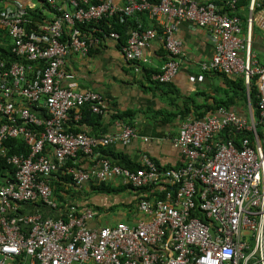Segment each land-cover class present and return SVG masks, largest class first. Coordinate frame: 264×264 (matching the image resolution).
<instances>
[{
  "label": "built area",
  "instance_id": "built-area-1",
  "mask_svg": "<svg viewBox=\"0 0 264 264\" xmlns=\"http://www.w3.org/2000/svg\"><path fill=\"white\" fill-rule=\"evenodd\" d=\"M43 1L56 14L48 23H31L18 0H1L5 6L0 9V45L14 61L0 59V157L5 155L4 141L16 136L23 137L30 153L7 158L16 172L14 182L0 187V264H12L24 255L30 264H264V64L252 52V19L242 37L239 20L213 2L124 0L120 6L117 0ZM7 2L14 7H7ZM235 2H227L229 9ZM141 12L157 22L169 56L153 80L168 83L180 67L182 43L168 21L192 22L208 31L213 44V55L203 70L241 76L249 87L257 78L259 126L248 125L234 111L219 107L202 118L181 121L180 134L174 139L184 159L178 169L160 170L145 155L136 171L105 159L98 160L95 170L71 171L78 184L93 178L120 180L134 191L162 180L177 186L174 194L155 204L136 193L138 209L148 217L134 227L123 222L91 227L94 213H78L73 207L66 217L19 213L23 204L38 201L57 208L46 181L55 169L42 155L46 146L62 163L77 153L95 158L98 146L127 143L136 137L128 126L100 140L66 131L72 110L88 105L100 113L102 98L98 93L65 88L62 69L69 55L85 58L99 42L87 40L76 22L105 21L110 27L113 18L123 24ZM32 24L36 31L27 30ZM155 32L139 26L133 30L120 49L124 59H144L143 51ZM104 37L119 39L114 31ZM41 106L46 117L38 109ZM35 126L43 131H35ZM243 133L250 137L237 143L235 136Z\"/></svg>",
  "mask_w": 264,
  "mask_h": 264
},
{
  "label": "crops",
  "instance_id": "crops-1",
  "mask_svg": "<svg viewBox=\"0 0 264 264\" xmlns=\"http://www.w3.org/2000/svg\"><path fill=\"white\" fill-rule=\"evenodd\" d=\"M199 1L205 3L213 2L222 6L224 1L230 0ZM123 2L124 0H117V4L120 6ZM18 3L27 11H39L43 17L50 18V14L43 8L40 0H18ZM250 6H253L252 10ZM225 9L227 10H223V12L228 16L236 17L239 20L242 37L246 34L248 19H252V52L254 59L263 65L264 0H236L234 8L229 9L227 7ZM127 20L136 22L133 30L139 26L141 30L155 29L158 31L149 40L148 46L143 51L144 59L141 61L127 62L120 52L122 46H118V41L115 42L111 39L99 41L95 45L97 49L92 52L90 51L85 58L76 55H69L66 58L62 69L64 72L63 86L75 92L98 93L102 98L101 105L99 106L100 113H94L88 105L72 110L68 123L65 125L66 131L75 133L69 130L68 126L71 123H78L85 109L87 111L90 110L92 115L91 118H88V121L81 123L79 127L80 133L98 140L116 136L125 126L130 127L127 124L130 122L131 128L137 134L136 137L131 138L127 143L114 141L110 145L100 146L108 154V159L105 160L112 164V162L117 161V159L113 158L115 155L125 156L136 165V169L133 170L136 171L141 168L142 158L146 155L160 170L178 169L184 163L181 150L174 142V139L181 131L180 117H175L170 123H166L163 122L162 117L158 113L169 112L170 114H178L183 110L184 104H187L189 101L191 102L189 104L191 108H193L192 104L198 107H202L205 104L214 107L215 103L226 101L229 97L233 96V90L230 88L229 83L230 81H234L235 77L233 78L215 71L203 70V64H207L213 55V44L205 28L198 27L188 21L171 20L168 22L174 25V36L182 43V54L179 57L180 67L170 82L158 84L157 81L153 80V76L160 74L163 66L169 61L159 26L146 12L135 13L127 18ZM111 21L112 24H120L114 18ZM93 24L95 23H88V25ZM241 56L243 57V54ZM144 71L149 73L147 77H145ZM243 84L246 100H243V106H236L234 112L239 117L245 119L248 125L255 124L259 126V114H255V111L251 108L249 99V93L253 87L256 88L258 93L257 78L252 80L250 87L245 83L244 78ZM217 108L214 107L210 111L208 110L206 114L214 112ZM38 109L44 114L43 117H46L43 107L41 106ZM256 109L258 113V107ZM200 111L202 110L198 112ZM124 112H131L133 114L132 118L123 121L114 119L116 114ZM187 117L197 118L192 114ZM33 129L37 132L43 131L42 126H35ZM144 138L147 140L144 141ZM15 140L22 143V145H26L21 136L8 138L3 143L5 155L0 157V161H5L7 164L12 165L8 162V157L12 155L24 157V152L10 153V147L7 144ZM97 148V151L101 150L99 146ZM44 155L54 164L55 169L51 175L52 177L55 176L53 178L61 184L57 188H63L64 194L61 198H58L51 191L52 200L57 205V208L54 210L41 203L39 205L23 204L19 209V213L66 217V211L71 207L78 213L90 210L94 213V218L90 225L97 228L113 227L119 222H123L129 227H134L139 221L147 219L148 216L141 214L138 209V195L136 194L139 193L138 191L128 189L116 196L92 194L87 196L85 192H91L88 181L78 184L72 178L75 184L69 186L63 183V181H59L57 176L61 172L57 170L53 151H48L47 154L44 151ZM99 159L98 156L87 158V160L81 158L77 162H79L81 169L95 170V167H98ZM80 168H69L67 172L70 174L71 171ZM109 182H112L115 186L117 183L126 185L120 180H110ZM5 185L6 183L2 186ZM176 187L173 183L165 180L148 183L142 187L145 189L142 195L151 204H155L158 201H165L167 194H174ZM69 188H73L72 192ZM76 192H81V195L78 196ZM86 204H91L92 208L94 206L97 209L88 208ZM108 216L112 218V223L102 226V220ZM250 244L252 246V241ZM11 263L30 264V259L24 255L20 260L11 261Z\"/></svg>",
  "mask_w": 264,
  "mask_h": 264
},
{
  "label": "trees",
  "instance_id": "trees-1",
  "mask_svg": "<svg viewBox=\"0 0 264 264\" xmlns=\"http://www.w3.org/2000/svg\"><path fill=\"white\" fill-rule=\"evenodd\" d=\"M4 1V0H3ZM42 3V6L44 9H46L48 11V13L50 14V18L51 19L53 16H55L56 14L54 13L53 10H51L49 8V6L43 1L40 0ZM151 2L157 4L159 3L161 0H150ZM228 1H224L223 5H219L217 3H214L215 5H217V7L220 8V10H227L225 8H229ZM225 4V7H224ZM14 4L11 2H7V7H11L13 8ZM4 4L1 2L0 0V9L4 8ZM26 10V9H25ZM27 11V10H26ZM29 18V21L31 23L33 22H40V23H44V22H49V19L45 18L42 16V14L38 11H32V10H28L27 14H26V18ZM55 18V17H54ZM105 21H102L99 24H93V25H88V24H81L76 22L75 26L76 28L80 29L81 31H83L86 34L87 40H93L95 38L98 39V41H102L104 39H107L106 37H104V35L109 34L110 32L114 31L116 33H118L119 35V40H118V46H123L126 43V40L128 39V36L130 35L131 31L135 28L136 26V22H134L133 20H127L124 24H112L110 27L107 24H104ZM92 27L96 28L97 31L96 32H92L93 29ZM27 30H32V31H36V25L32 24V25H28ZM101 31H100V30ZM65 39L68 40L69 36H65ZM97 47L94 45L90 48V51H94L96 50ZM0 59H5L8 63H11L14 61V58L12 56H10L4 47H2V45H0ZM145 77L148 76V72L144 71ZM160 84V83H158ZM230 88L233 90V96L229 97L226 101H220L214 104V107H225L227 109L233 110L234 108L238 105H242L243 106V100H246V93H245V87L243 84V78L241 76H237L235 77L234 81H230L229 83ZM257 90L255 87H253L250 90L249 93V99H250V104H251V108L255 111V114H259V112L257 113V101H258V96H257ZM189 104H191V102L189 101L187 104H184L183 110H181L178 114H170L169 112H160L158 113V115H160L163 119V122L166 123H170L172 121L173 118L175 117H180V120L182 121L185 117L189 116L190 114L194 115L197 118H202L206 112H208V110L210 111V109L214 108L211 105L205 104L202 107H198L195 106L194 104H192V107L189 106ZM199 110H202L200 112H198ZM91 111H87V109H85V111L82 113L81 116V120L78 121V123L72 124L68 126L69 130L74 131L75 133H80V126L82 122H86L88 121V118H91ZM133 116V114L131 112H124L121 114H116L114 116V119H118L119 121H123L126 119H131ZM68 123V122H67ZM130 127H131V123L128 122L127 123ZM68 125V124H67ZM78 126V127H77ZM71 129H70V128ZM73 128H75L73 130ZM247 137L250 135L249 134H237L235 136V141L238 143V141L242 138V137ZM7 146L10 147V153H21L24 152V157H27L28 154L30 153V149L28 146L26 145H22V143H20L19 141L15 140L12 143L8 142ZM99 149L103 150L102 147L99 146ZM97 149L94 150V153L97 154V156L100 159H108V154L103 150V151H97ZM46 151V154L48 151L52 152L53 148L49 147L44 150ZM44 154V152L42 153V155ZM84 158L87 160L88 157L84 156L82 153H77L76 157H72V158H68L66 159L64 162H58L57 160L55 161V164L57 166V170L60 171L61 173L57 176V179H59V181H63V183L67 184L68 186L71 184H75L73 182V177L71 174H69L67 172V170L69 168H80V164L79 162H77L78 159ZM114 159H117V161L112 162L110 159V161L112 162L113 165H119L122 168L128 169L130 171H133L134 169H136V165L129 160L127 157L125 156H121V155H115V157H113ZM15 172L16 169L12 166L7 164L5 161H0V185H4L5 183H10V182H14L15 181ZM58 173V172H57ZM55 177V176H53ZM51 176H49V178L46 180L49 188L51 189V191L54 192L55 196H57L58 198H61V196L64 194L63 192V188H57L59 187L61 184L58 182V180L54 179ZM90 188H91V192L87 193L85 192V194L87 196L89 195H120L121 193L125 192L128 189H132L130 185H121L120 183H117V185H113L112 182L109 181H98L96 179H89L88 180ZM72 192L73 188H69ZM143 191H145L144 188L138 190V192L142 193ZM76 194H78V196L81 195V192H76ZM162 197V196H161ZM41 202H34L31 203L33 205H39ZM42 204V203H41ZM88 208H92L91 204H86ZM93 208L97 209L96 207L93 206ZM92 208V209H93ZM113 209V208H112ZM94 210V209H93ZM47 217V216H44Z\"/></svg>",
  "mask_w": 264,
  "mask_h": 264
},
{
  "label": "rangeland",
  "instance_id": "rangeland-1",
  "mask_svg": "<svg viewBox=\"0 0 264 264\" xmlns=\"http://www.w3.org/2000/svg\"><path fill=\"white\" fill-rule=\"evenodd\" d=\"M92 29H96V28L92 27ZM119 210H121V209H119ZM112 221H113L112 218H110L109 216L108 217H105V219L102 220L101 225L102 226H105L107 224H111Z\"/></svg>",
  "mask_w": 264,
  "mask_h": 264
}]
</instances>
